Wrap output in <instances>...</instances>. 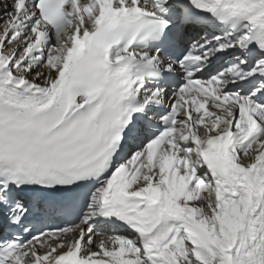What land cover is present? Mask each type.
I'll use <instances>...</instances> for the list:
<instances>
[{"label":"snow or ice","instance_id":"snow-or-ice-1","mask_svg":"<svg viewBox=\"0 0 264 264\" xmlns=\"http://www.w3.org/2000/svg\"><path fill=\"white\" fill-rule=\"evenodd\" d=\"M0 264H264V0H0Z\"/></svg>","mask_w":264,"mask_h":264}]
</instances>
